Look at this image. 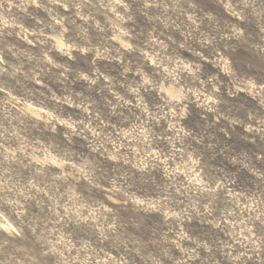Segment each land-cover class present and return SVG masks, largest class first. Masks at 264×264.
<instances>
[{
	"label": "clouds",
	"instance_id": "clouds-1",
	"mask_svg": "<svg viewBox=\"0 0 264 264\" xmlns=\"http://www.w3.org/2000/svg\"><path fill=\"white\" fill-rule=\"evenodd\" d=\"M0 264H264V0H0Z\"/></svg>",
	"mask_w": 264,
	"mask_h": 264
}]
</instances>
